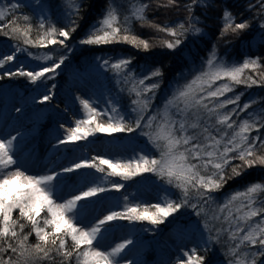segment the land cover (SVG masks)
<instances>
[{
  "label": "snow or ice",
  "instance_id": "obj_1",
  "mask_svg": "<svg viewBox=\"0 0 264 264\" xmlns=\"http://www.w3.org/2000/svg\"><path fill=\"white\" fill-rule=\"evenodd\" d=\"M198 0H192L197 3ZM37 8L43 12L41 0H34ZM176 0H167V7L174 5ZM30 6V5H28ZM69 7V24L56 27L46 23L41 15L37 24L31 23L32 17L24 14L15 16L13 13L20 8L18 3H11L7 8L0 9V36L18 40L25 48L14 45L11 54H0V79L5 76L23 77L36 84L55 73L64 63L61 56L59 62L36 70H15L6 66L17 59V54L27 48H48L50 45L67 47L66 42L72 38L79 24L80 5L71 0ZM191 11V5L188 6ZM149 4L131 3L128 14L123 16L117 7L109 3L103 15L93 24L88 32L79 40V44L88 47H100L111 44H126L137 50L149 51L153 45L149 40L138 36L133 24L139 22L143 27L154 29L171 39H161L163 48L175 50L183 43V37L189 33L200 34L201 29L189 17L187 26L179 23L176 26L159 25L149 21L146 12ZM264 9V0H261ZM11 15V19L8 16ZM25 23L22 25L20 21ZM221 37L229 31L239 33L250 28L247 21L235 22L229 11L223 13ZM264 29V22L260 23ZM37 32L32 38L33 31ZM33 59L50 61L53 57L44 55ZM132 58L124 57L114 61L103 60L101 67L111 70L123 83L130 96L136 114L131 120L115 101H109L103 110L94 101L77 97L82 116L75 119L74 126L65 129L59 139L60 145L77 144L89 141L97 134L112 136L114 134H132L139 130V135L147 138L158 155L141 150L127 159H111L93 155L91 159L80 158L62 168L63 174L80 173L81 170L94 169L105 179L96 183L97 177L91 180L83 177L85 186L77 190L68 199H58L55 194V182L61 173L32 175L22 170L14 155V141L0 139V264H121V257L131 239L115 244L110 250L99 247V240L108 230V226L117 221L128 223H148L158 226L165 223L180 209L190 207L197 216L206 217L204 230L209 234L212 243L221 242L226 237L228 243V264H264V181H256L246 185L243 190L231 194L223 204L211 208L214 203L213 193L219 192L231 179L245 174L248 169L264 168V139L253 137L251 133L264 128V116L260 113L249 114L250 118L237 122L233 116L246 112L255 101L239 105L240 95L228 96L234 92V85H264V68L260 58H246L239 64H227L221 61L215 50L209 55L204 65L194 70L191 79L177 85L166 97L163 106L147 115L153 106V100L161 86L159 78L163 76L160 68L136 76L130 65ZM255 73L245 75V72ZM47 78L51 79V76ZM146 81H152L146 83ZM225 81L224 83H217ZM51 96L44 95L39 103H45ZM229 105H236L230 110ZM17 112L20 109H16ZM63 127V125H61ZM239 161V163H233ZM107 166L106 168L104 166ZM230 169V172H229ZM151 174L164 184L177 189L180 199H167L163 203L142 205L125 203L120 210L109 209L106 214L94 221L84 223L81 210L90 203L96 202L101 194L109 191L120 192L125 185L106 179L119 177L129 181L135 177ZM15 214V215H14ZM30 226L29 231H25ZM147 230V229H146ZM35 236L36 242L30 243ZM69 241L71 243L69 244ZM205 249L209 245L205 244ZM253 249V251H249ZM11 252L13 256L3 254ZM186 260L178 264H211V260L198 255L193 249L185 252ZM59 258V260H57ZM127 264H132L128 261Z\"/></svg>",
  "mask_w": 264,
  "mask_h": 264
},
{
  "label": "trees",
  "instance_id": "obj_2",
  "mask_svg": "<svg viewBox=\"0 0 264 264\" xmlns=\"http://www.w3.org/2000/svg\"><path fill=\"white\" fill-rule=\"evenodd\" d=\"M42 3L48 9V16L46 17V23H52L56 27H66L69 24V13L73 10L69 7L71 0H41ZM76 4L80 5L79 17H71L77 20L79 24L78 29L72 33V38L66 42L67 47H61L60 45H50L48 48H27L26 53H32L33 57H39L41 54L50 55L53 60L47 62L46 66H51L53 62H59L61 56L65 57L64 63L55 73L46 74V77L42 81H38L36 84L30 83L27 78L5 76L0 79V91L9 88H23L24 92H29L32 89L46 88L52 92L59 90L60 85L68 70L72 69H84L89 65L99 66L102 65L103 60L108 59L114 61L119 58L129 57L132 58L133 63L130 65L133 73L136 76H141L148 73L154 68H160L163 72V76L160 79L161 86L156 93L153 100V106L149 109L147 115H151L159 107L163 106V103L167 96L171 94L173 88L179 84H183L186 80L191 79L194 74V70L200 69L204 62L208 59L209 55L215 50L217 57L225 63L239 64L246 58H260L262 64H264V29L260 28V23L264 22V9L261 8V0H198L193 4L192 0H176L174 5L162 7L160 5H167V0H136V2H142L149 4V8L146 12L147 19L155 24L176 26L179 23H184L186 26L189 22V17L196 23L202 31L200 34H194L193 32L187 33L182 39L183 43L173 51L163 48L160 44L161 39H171V37L165 36L163 33H159L147 25L141 26L139 22L133 24L134 32L149 40L153 47L145 52L143 50H137L126 44H111L100 47H88L79 44V40L85 36L89 28L95 24L98 19L103 15L106 6L109 3L114 4L121 14V19L124 15L128 14L131 3L134 0H75ZM19 4V3H18ZM20 8L14 11L15 16H22L27 14L32 17L31 23L35 26L38 22L36 11L34 7L25 4H19ZM189 5H191V11H189ZM227 10L232 13L235 22L247 21L250 23V28L239 32L232 33L229 31L226 35L221 37V30L224 24L223 13ZM11 19V15L8 16ZM23 25L25 22L20 21ZM37 32L34 30L31 34L32 38H35ZM9 42L19 45L21 48H25L22 42L18 40L9 39L4 36H0L1 42ZM104 68V67H103ZM264 73V68L258 70ZM107 87L117 100V104L121 110L129 116L131 120H135L136 114L131 111L133 105L131 100L134 96H130L122 88L127 86L123 83H118V78L111 70H105ZM253 75L254 78L259 80V76L255 73L245 72V75ZM51 76L52 78H47ZM152 81H146L151 83ZM225 81H218L217 83H224ZM234 92L228 93V96L240 95L239 105L242 107L244 103H252V106L239 116H233V119L239 120L250 118L249 114L260 113L264 116V85H253L252 87H246L245 85H234ZM236 105H229L230 110ZM122 135L130 136L141 146V150L148 151L150 154L158 155L156 150L147 143V138L139 135V130L132 134L120 133L116 135V138H121ZM251 136H260L264 139V128L260 129L259 133L253 131ZM259 151L264 152V148H260ZM124 154H121L115 159H127ZM233 163H239L234 161ZM107 167L106 165L104 166ZM230 172V169H229ZM144 177L146 180L154 178L159 184H161L166 190L171 193L170 199L179 200L180 192L166 185L163 181L159 180L153 175L144 174L140 177H135L129 181H122L126 184L135 182L136 180ZM109 178V177H108ZM111 179L120 180L119 177H110ZM264 181V168L256 167L248 169L244 175L231 179L228 183L216 193H213L214 203L211 204V208H216L217 205L223 204L226 198L236 191L243 190V188L253 182ZM116 191L105 192L106 194H113ZM142 205H150L146 202H135ZM15 215V214H14ZM206 217L202 214L197 216L195 211L190 207L180 209L173 216L169 217L164 224L158 226H152L146 222L137 223L133 222L135 227L142 226L143 238H134L135 243H141V240L148 237H161L164 233L177 226H189L194 225L198 229H202L204 238L207 240L210 250L205 249V245L196 244L195 249L198 255L206 257V260H211V264L220 262L222 264H228V243L226 237L222 238L221 242L212 243L208 239V233L203 228V223ZM127 222V221H126ZM147 229V230H146ZM30 226L25 228V231H29ZM35 236L30 237V243H35ZM71 241H69V244ZM147 247L142 253V260L146 263L153 264L155 262V244L147 242ZM192 249V250H193ZM253 251V249H249ZM191 253V252H190ZM5 257L13 256L11 252L3 254ZM59 260V258H57ZM264 261V257L261 258ZM42 264H49L48 261H43Z\"/></svg>",
  "mask_w": 264,
  "mask_h": 264
},
{
  "label": "rangeland",
  "instance_id": "obj_3",
  "mask_svg": "<svg viewBox=\"0 0 264 264\" xmlns=\"http://www.w3.org/2000/svg\"><path fill=\"white\" fill-rule=\"evenodd\" d=\"M11 3H19L34 7L37 19L41 15L47 17L48 9L44 3L43 12L34 3V0H0V9L7 8ZM14 43L3 41L0 43V54H11ZM44 56L41 54L39 57ZM48 61H42L29 57L26 51L17 54L14 63L6 67L11 70L24 67L25 70H36L47 65ZM0 69V72H3ZM44 95L51 96L45 103H39ZM77 97L94 101L96 106L103 110L109 101L117 100L111 90L108 89L104 68L89 65L84 69L68 70L63 78L62 85L56 92L46 88L32 89L24 92L23 88H9L0 91V139H10L12 136L33 134L32 146L25 150H17L20 146L14 141V155L22 170L32 175H42L41 166L30 167L32 158L47 159L48 166L59 168L56 173H62V168L70 165L80 158L91 159L93 155L115 159L124 154L131 158L141 151V146L130 136L122 135L116 138L114 134L107 136L97 134L90 137L89 141H81L77 144L60 145L59 139L65 134V129L74 126L75 119L82 116L81 107ZM16 109H20L19 112ZM63 125V127H61ZM19 135V136H20ZM21 137V136H20ZM18 145V147H17ZM35 146V147H33ZM27 153L21 157V153ZM36 161V160H35ZM34 161V162H35ZM151 175V174H147ZM89 180L97 177L96 183H101L105 177L101 173H96L94 169L81 170L80 173H73L72 176L63 181L69 182L66 187L55 184L56 196L58 199H68L77 190L85 186L83 177ZM68 179V180H67ZM111 181L123 183L125 187L120 192L113 194L103 193L96 202L90 203L81 210V220L84 223L94 221L97 217L106 214L107 210H120L125 203L124 197H128V203L146 202L163 203L170 199L171 193L159 184L154 178L146 180L144 177L131 183H124L121 180L106 178ZM95 218V219H94ZM90 220V221H89ZM142 226H134L126 221H117L108 226V230L99 240V247L103 250H110L115 244L125 239L143 238ZM202 229L194 225L177 226L161 237H148L141 240V243L129 245L121 257V264H151L144 262L142 253L147 247V242L155 244V262L153 264H178L179 261L186 260L184 253L191 252L196 244L205 245L207 240L202 235ZM110 246L109 248V245ZM145 247V248H144ZM215 264H222L217 262Z\"/></svg>",
  "mask_w": 264,
  "mask_h": 264
},
{
  "label": "bare ground",
  "instance_id": "obj_4",
  "mask_svg": "<svg viewBox=\"0 0 264 264\" xmlns=\"http://www.w3.org/2000/svg\"><path fill=\"white\" fill-rule=\"evenodd\" d=\"M19 135L16 136L17 139L15 140V142H18V145H20L19 147L17 145V147H18L17 150H19V149L25 150L26 148H28V146H32V141H33L35 135H33V134L20 135L21 137ZM33 147H35V146H33ZM26 155H27L26 152L20 154V156L22 158L25 157ZM46 162H47V159L46 158L45 159H42V158L41 159H39V158H32L31 159V165H29V166L32 167V168H34V167H38L39 168L41 166V169L40 170H41L42 175L43 174L56 173L57 171H59V168L56 167V165H54V166H48L46 164ZM72 175H73V173L72 174H68V175H62L61 174L58 177V181L55 182V184H60L59 186H61V187L68 186L69 184H67V183L69 182V180L67 179L68 180L67 182L66 181L64 182L63 180L66 179V178H68V177H70V176H72ZM55 192H56V189H55ZM110 246H112V245L110 244L109 245V248H110Z\"/></svg>",
  "mask_w": 264,
  "mask_h": 264
}]
</instances>
